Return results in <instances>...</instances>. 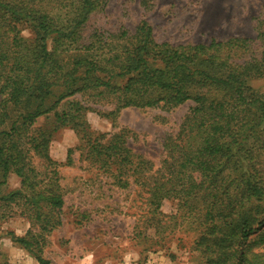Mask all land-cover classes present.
Returning <instances> with one entry per match:
<instances>
[{
	"label": "trees",
	"instance_id": "trees-1",
	"mask_svg": "<svg viewBox=\"0 0 264 264\" xmlns=\"http://www.w3.org/2000/svg\"><path fill=\"white\" fill-rule=\"evenodd\" d=\"M79 1L71 19L73 6L65 0H0V186L11 175L20 179V188L0 201L24 200L30 223L46 221L42 231H53L62 225L64 198L56 179L43 187L36 181V168L26 159L33 153L57 176L59 165L49 155L53 134L71 126L81 136L90 97L112 107L107 115L113 118L130 108L172 110L192 101L180 133L164 143L161 166L134 169L149 194L147 213L135 218V238L146 237L147 229L159 237L191 224L202 264H264V219L248 213L264 203V160L256 161L264 152V94L246 83L259 63L236 60L252 41L174 46L157 42L146 22L131 37L126 30H96L86 41L83 30L106 0ZM22 25L32 31L31 41L22 36ZM79 94L85 103L69 102L56 112L52 130L37 128L40 118ZM254 111L261 112L263 126ZM171 200L179 210L166 217L159 210ZM8 235L39 264H51L34 253L32 230Z\"/></svg>",
	"mask_w": 264,
	"mask_h": 264
},
{
	"label": "rangeland",
	"instance_id": "rangeland-1",
	"mask_svg": "<svg viewBox=\"0 0 264 264\" xmlns=\"http://www.w3.org/2000/svg\"><path fill=\"white\" fill-rule=\"evenodd\" d=\"M65 3L73 6L69 7L68 17L74 19L79 14L80 1ZM144 22L157 42L174 46L209 45L212 40L232 38L252 41V47L236 60L240 65L259 63L248 71L246 83L255 94H264V0H106L105 9L91 17L82 34L86 41L96 30L113 34L126 30L131 37ZM20 29L22 36L31 41L32 31L23 25ZM90 98L86 114L92 125L89 121L80 123L84 131L78 140L68 130L51 144L57 158L76 146L71 165L59 166L55 176L43 165L42 158L32 153L26 159V163L34 164L35 179L42 187L43 182L46 185L56 179L65 202L62 225L53 231H42L46 221L32 225L30 207L24 200L8 204L0 201V264H39L8 235L20 237L29 223V230L35 234L34 253L51 264H202V256L195 249L198 235L191 224L177 227L166 236L155 237L149 229L146 237L135 238L133 233L135 218L148 211L145 202L149 197L139 178L141 174L134 173V169L144 164L156 171L161 166L166 139L180 133L195 104L188 101L172 110L130 108L113 118L107 115L112 107ZM259 112L254 111V115L262 120ZM49 122L40 119L37 128L50 131ZM87 123L91 129L87 130ZM261 160L264 152L256 161ZM19 182L11 175L7 186L16 190ZM178 210V202L171 200L164 201L159 212L171 217ZM248 213L252 218L264 219V203ZM67 224L72 227L66 228ZM146 228L143 225L141 230ZM260 228L264 230V225Z\"/></svg>",
	"mask_w": 264,
	"mask_h": 264
},
{
	"label": "crops",
	"instance_id": "crops-1",
	"mask_svg": "<svg viewBox=\"0 0 264 264\" xmlns=\"http://www.w3.org/2000/svg\"><path fill=\"white\" fill-rule=\"evenodd\" d=\"M84 99L86 100V98L84 97V96H82V95H75V96H73V97H71V98H69L68 100H66V101H63L61 104H60V106H59V108L55 111V112H53V113H50L49 115H47V116H45V117H42V118H40V119H45V121H50L49 123H50V126H52L53 125V123L54 122H56V112H58V113H61L64 109H68V105H69V102H71V103H80V104H83V101H84ZM111 111V110H110ZM125 111V110H124ZM123 112V111H122ZM90 114V113H89ZM86 121H89V115H88V113L86 114ZM100 118H103V119H105V120H107L108 121V119L106 118V117H100ZM39 119V120H40ZM47 119V120H46ZM89 125H92V123H91V120L89 121ZM92 127V126H91ZM72 131L73 133H74V135H75V137L77 138V140H78V138L80 137V134H79V132L75 129V128H73V127H71V126H63V127H60L54 134H53V138H52V141H51V143H50V147H49V155H50V157H51V159L54 161V162H56L59 166H68L67 165V163H69L68 162V160L70 159V158H72V154H71V152H73L74 150H75V148H76V146H75V148H67V150H66V152H65V154H64V156H62V157H60V158H57L56 157V155L55 156H53V154H52V150H51V144L52 143H54L55 141H56V139L58 138V136L62 133V132H64V131ZM18 178V177H17ZM8 182H9V179H8ZM8 182H7V184L6 185H4V186H1L0 187V192H2L3 193V196L4 195H8L10 192H12V191H14V190H12V189H10L7 185H8ZM19 187H20V182H19ZM4 189H6V192H4L3 190ZM17 190V189H16ZM67 227H69V228H71L72 226H70L69 224H67L66 225V228ZM29 228H30V223L28 224V227H27V229H26V231H25V233H23V234H21V235H19L20 237H23L27 232H28V230H29Z\"/></svg>",
	"mask_w": 264,
	"mask_h": 264
}]
</instances>
